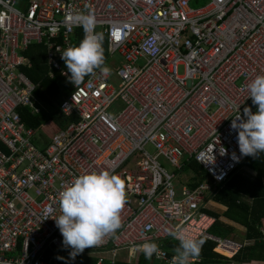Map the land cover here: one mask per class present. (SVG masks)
I'll list each match as a JSON object with an SVG mask.
<instances>
[{
    "label": "built area",
    "instance_id": "obj_1",
    "mask_svg": "<svg viewBox=\"0 0 264 264\" xmlns=\"http://www.w3.org/2000/svg\"><path fill=\"white\" fill-rule=\"evenodd\" d=\"M193 1L29 0L19 8L16 0H0V264H84L76 259L82 256L118 264L120 252L133 261L145 241L160 249L153 260L172 264L164 249L165 242L178 243L172 232L210 241L228 259L246 245L210 234L214 218L205 208L249 157H240L230 123L235 104L241 116L245 107L256 111L246 84L264 75V0H205L196 8ZM86 13L103 33L109 57L103 67L115 78L97 69L73 85L60 53L82 29L70 16ZM33 44L45 49L48 77L58 73L73 86L56 109L77 119L43 146L17 112L43 111L36 86L20 71L30 66L21 52ZM190 161L205 181L185 171ZM103 170L124 184L121 225L63 262L69 249L53 219L59 193L76 176ZM174 180L182 185L177 197Z\"/></svg>",
    "mask_w": 264,
    "mask_h": 264
},
{
    "label": "clouds",
    "instance_id": "obj_2",
    "mask_svg": "<svg viewBox=\"0 0 264 264\" xmlns=\"http://www.w3.org/2000/svg\"><path fill=\"white\" fill-rule=\"evenodd\" d=\"M70 20L82 28L83 37L78 44L67 47L60 53L68 80L73 85H78L95 69H100L107 76L109 69L102 67L103 33L94 31V16L91 13L78 14L70 16ZM151 51L154 53L156 49ZM246 91L247 97L256 106V111L251 112L245 107L241 116L238 112L239 104H235L237 115L231 121L230 128L236 133L240 157L247 155L255 158L264 153V75L254 76L246 84ZM230 156L237 162L240 158L235 153ZM125 201L123 181L107 170L78 175L60 191V214L53 219L62 236V246L69 249V260L74 259L85 248L100 244L104 237L113 234L120 227V212ZM169 234L178 241V246L173 250L175 254L172 264H189L191 258L199 255L203 244L201 239L179 232ZM138 248L146 260H150L153 255L158 256L160 251L153 241H145Z\"/></svg>",
    "mask_w": 264,
    "mask_h": 264
},
{
    "label": "trees",
    "instance_id": "obj_3",
    "mask_svg": "<svg viewBox=\"0 0 264 264\" xmlns=\"http://www.w3.org/2000/svg\"><path fill=\"white\" fill-rule=\"evenodd\" d=\"M16 1L23 6L28 0ZM82 37V29L76 30L74 45L78 44ZM102 47L104 55L103 67L106 65L107 60L109 61L105 40H103ZM23 56L27 58L30 66L21 67L20 71L36 86L34 95L44 103L52 105L53 110L47 117L32 115L28 108H19L17 112L26 128L37 130L41 138L43 137L42 139L47 142L57 131L77 121L73 116L64 117L55 106V104H60L70 95L73 91V86L58 73L54 78L50 79L48 77L45 49L41 44L30 45L23 52ZM59 64L67 72L63 60H60ZM89 75L85 76L81 83ZM47 128L51 130L52 135L47 131ZM244 165L254 172V177L250 180L235 172L213 196V201L224 206L225 211L222 214L207 213L214 218V223L209 230L210 234L223 239H229L234 234L235 229L233 226L226 224L222 220L224 219L244 229L243 240L247 242L246 245L242 246L231 259H228L213 251L215 248L214 243L201 239L203 244L199 255L189 261L199 259L200 264H264V235L260 231V229L264 228V153L255 158L247 157ZM187 170H190L196 176L198 182L206 180L204 172L195 162L190 161L185 171ZM177 246L178 243L176 242L169 241L164 243V249L169 258L174 256L173 250ZM219 252L229 256L226 252L220 250ZM77 259L84 264L93 262V258H86L85 260L87 261L82 257ZM149 261L141 254L139 264H148Z\"/></svg>",
    "mask_w": 264,
    "mask_h": 264
},
{
    "label": "crops",
    "instance_id": "obj_4",
    "mask_svg": "<svg viewBox=\"0 0 264 264\" xmlns=\"http://www.w3.org/2000/svg\"><path fill=\"white\" fill-rule=\"evenodd\" d=\"M29 1V0H28ZM28 1H27V3H28ZM27 3L26 4H24L23 6L20 4L19 5V3H18V6H19V8H25L26 7V5H27ZM27 50V49H26ZM25 50V51H26ZM25 51H23V52H25ZM23 52H21V55L23 56ZM45 55H46V53H45ZM23 57H25V56H23ZM46 57V56H45ZM26 58V57H25ZM27 59V58H26ZM108 60H107V63L106 64H108ZM47 66V65H46ZM35 98L40 102V104L41 105H43L42 106V109H43V111L40 113V114H38V115H40V116H49L50 114H51V112H52V105H50V104H46V103H44L42 100H40V99H38L36 96H35ZM47 106V107H44V106ZM55 106H56V104H55ZM43 138V137H42ZM41 138V136L39 135V142H38V145L39 146H43V145H46L49 141L47 140V142L44 140V139H42ZM236 173H238V175H240V176H242V177H244V178H247V179H252V177H254V172L252 171V170H250V169H248L245 165H243ZM225 211V207L224 206H222V205H220V204H218V203H216V202H214L213 201V197H210L209 199H208V203H207V205H206V208H205V212L207 213V212H214V213H216V214H222L223 212ZM208 214V213H207ZM209 215V214H208ZM209 216H211V215H209ZM212 217V216H211ZM213 218V217H212ZM222 219V218H221ZM226 224H228V225H230V226H233V228L234 229H236V227H239L238 225H236V224H234V223H231V222H229V221H225L224 219H222ZM240 229H242L243 230V233H244V229L242 228V227H239ZM261 231H263V233H264V228H262V229H260ZM245 242V241H244ZM53 248H50L49 250H48V255L50 254V253H52L53 252ZM141 254H143V253H141ZM141 254H139L137 257H138V259H134L133 261H131L130 260V258L127 256V254H126V257H127V260H124V259H122V260H119L118 259V256H117V260H118V264H139V260H140V256H141ZM106 257L107 258H109L110 257V255L108 254V255H106ZM79 258V257H78ZM82 258L85 260L86 258H89V257H83L82 256ZM90 258H92V257H90ZM77 259V258H76ZM152 259V258H151ZM60 260L61 261H63V262H67L69 259L67 258V257H65L64 255H61L60 256ZM78 260V259H77ZM153 260V259H152ZM80 263H82L80 260H78ZM85 261H87V260H85Z\"/></svg>",
    "mask_w": 264,
    "mask_h": 264
},
{
    "label": "rangeland",
    "instance_id": "obj_5",
    "mask_svg": "<svg viewBox=\"0 0 264 264\" xmlns=\"http://www.w3.org/2000/svg\"><path fill=\"white\" fill-rule=\"evenodd\" d=\"M205 3H206L205 0H195V1H193L190 4V7H193V8L200 7V6H203ZM140 64H141V62H140ZM109 73H110V76L114 79L115 78L114 72L111 70V71H109ZM178 74L180 76H182V74H183L181 67L178 68ZM115 105L116 106H120V104H115ZM44 107H47V106L45 105ZM47 131H49L51 133V135H52L51 130L48 129ZM145 150L149 154H153V152H154L153 149L151 147H149V146H147L145 148ZM160 163L162 164V166L164 167L165 170H167V171H170L171 170V168L167 164H165L163 161H160ZM184 176H186V174H184ZM181 187H182V185L177 180L172 181V188L174 190V193H175L176 197L179 196V193L181 191ZM229 239H231L233 241H236L238 243H244V240H243V230L240 229L239 227H236L234 234L232 236H230ZM126 254H127L126 252H120L119 255H118V259L119 260H122V259L127 260ZM135 259H138V257H135ZM148 264H162V263L159 262V261H155V260L150 259V261L148 262Z\"/></svg>",
    "mask_w": 264,
    "mask_h": 264
},
{
    "label": "water",
    "instance_id": "obj_6",
    "mask_svg": "<svg viewBox=\"0 0 264 264\" xmlns=\"http://www.w3.org/2000/svg\"><path fill=\"white\" fill-rule=\"evenodd\" d=\"M252 108H254V109H255V105H253V104H252Z\"/></svg>",
    "mask_w": 264,
    "mask_h": 264
},
{
    "label": "bare ground",
    "instance_id": "obj_7",
    "mask_svg": "<svg viewBox=\"0 0 264 264\" xmlns=\"http://www.w3.org/2000/svg\"><path fill=\"white\" fill-rule=\"evenodd\" d=\"M227 253V252H226Z\"/></svg>",
    "mask_w": 264,
    "mask_h": 264
}]
</instances>
